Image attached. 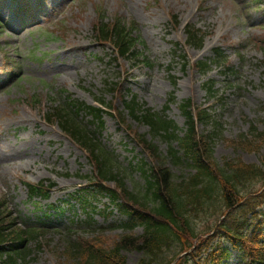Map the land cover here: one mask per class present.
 I'll use <instances>...</instances> for the list:
<instances>
[{
  "label": "rangeland",
  "instance_id": "obj_1",
  "mask_svg": "<svg viewBox=\"0 0 264 264\" xmlns=\"http://www.w3.org/2000/svg\"><path fill=\"white\" fill-rule=\"evenodd\" d=\"M30 1L35 16L25 24L17 15L16 4L20 0H0L3 21L0 84L5 82L0 86V198H4L7 220L4 224L14 217L21 224L28 218L35 221V216L43 217L45 211L49 224L54 226L29 242L30 252L21 264H77L67 254L70 240L77 236H99L107 245H113L122 235L120 229L104 233L98 230L99 226L117 222L122 216L117 208L107 209V199L102 200L95 215L96 231L85 227L86 214L75 200L66 203L69 193L89 187L87 177L93 174V167L86 151L58 124L46 121L45 112L52 100H58L51 88H64L88 104H95L96 97H100L115 106L117 116L105 115V126L98 138L101 146L114 153L130 189L144 183L145 177L138 167L142 162L150 166L158 164L139 139L151 140L162 154H166L169 146L167 141L154 138L146 124L119 112L123 106L122 93L126 91L137 94L139 100L155 111L164 109L174 91L178 102L170 103L165 115L180 128H184L186 120L178 106L181 101L191 99L201 108L212 105L223 124L214 141L216 161L221 165L237 159L246 163L263 162L264 141L255 138L251 127L264 132V0ZM248 2L251 8L246 9ZM77 14L82 15V21L75 18ZM173 14L177 15L176 19H172ZM101 15L107 23L116 16L135 20L136 34L145 42V48L143 44L139 48L146 58L121 59L111 44L97 43L92 27ZM64 23L69 27L56 37ZM188 23L207 33L203 48L185 43ZM72 39L82 48L70 50ZM178 42L181 52L189 59L185 69L180 57L173 53ZM217 46L227 49L228 64L238 70L227 79L215 66L203 76L195 65L211 57ZM147 60L152 64H147ZM208 78L214 79L218 88L219 97L214 101L208 100L204 86ZM107 82L118 84V88L109 89ZM81 119L88 128H94L91 122ZM199 131L205 133L202 124ZM242 136L255 145L249 149L239 144ZM167 166L176 176L188 175L190 171L169 162ZM43 179L52 180L57 186L49 200L34 205L28 201L25 183ZM113 185L110 182L109 186ZM47 203L54 206L48 207ZM35 206L38 208L34 209ZM53 207H61L64 213H54ZM104 211L110 214L105 215ZM135 233L141 234L142 228H137ZM123 253L128 264H137L141 256L137 250ZM229 264L239 263L233 258Z\"/></svg>",
  "mask_w": 264,
  "mask_h": 264
},
{
  "label": "trees",
  "instance_id": "obj_2",
  "mask_svg": "<svg viewBox=\"0 0 264 264\" xmlns=\"http://www.w3.org/2000/svg\"><path fill=\"white\" fill-rule=\"evenodd\" d=\"M97 28L99 38L113 42L120 55L130 53L132 44L125 35L124 24L101 22ZM186 31L188 43L203 44L200 29L189 25ZM216 51L214 61L225 62L223 52ZM200 67L206 72L210 68L209 61L202 62ZM213 83L205 84L210 96L216 92ZM71 104L77 107V113L85 106L83 103ZM124 104L128 113L150 127L154 137H162L170 144L169 154L161 155L151 141L144 139V146L152 150L158 166L151 167L147 163L141 166L146 185L137 187L136 192L129 190L125 175L116 168L113 157L96 143L94 135L90 136L68 113L53 114L94 163L91 181L96 189L84 191L81 196V203L89 214L88 225L93 224L89 211L98 209L94 201L102 194L108 196L111 205L118 206L124 215L118 223L101 227L102 231L123 229L124 233L113 245H107L99 236H77L68 243L69 257L77 264H128L123 251L137 250L142 254L137 264H228L234 248L239 251L243 264H264V160L256 164L237 159L223 165L216 161L214 139L222 124L208 107H197L195 111L191 100L180 105L187 119L184 129L165 115L145 107L135 97L125 99ZM88 108H92L94 117L102 118L100 108ZM199 124H203L206 134L199 133ZM209 127L213 128L210 134ZM252 129L255 138L264 141V132H257L255 126ZM242 138L239 144L249 149L255 145L252 140ZM168 161L174 166L193 170L178 177L167 166ZM110 180L116 183L114 189L107 187ZM28 187L33 200L34 197L47 198L54 184L50 182L45 186L42 182L28 184ZM3 215L0 203V264H18L17 259L29 253L28 241L42 236L46 230L17 227L15 221L5 226ZM224 215L226 217L221 219ZM138 226L143 227V233L135 235L134 229ZM183 252L187 254L175 261Z\"/></svg>",
  "mask_w": 264,
  "mask_h": 264
},
{
  "label": "bare ground",
  "instance_id": "obj_3",
  "mask_svg": "<svg viewBox=\"0 0 264 264\" xmlns=\"http://www.w3.org/2000/svg\"><path fill=\"white\" fill-rule=\"evenodd\" d=\"M79 20L82 21V15L79 14ZM76 40L72 39L70 41L69 47L70 50H77V49H81L83 45L79 44L78 42H75Z\"/></svg>",
  "mask_w": 264,
  "mask_h": 264
}]
</instances>
